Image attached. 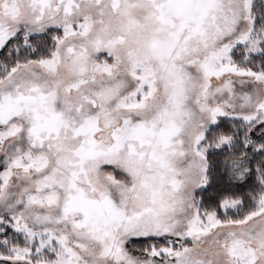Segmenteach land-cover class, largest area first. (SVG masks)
<instances>
[{
  "label": "snow or ice",
  "instance_id": "snow-or-ice-1",
  "mask_svg": "<svg viewBox=\"0 0 264 264\" xmlns=\"http://www.w3.org/2000/svg\"><path fill=\"white\" fill-rule=\"evenodd\" d=\"M0 264H264V0H0Z\"/></svg>",
  "mask_w": 264,
  "mask_h": 264
},
{
  "label": "trees",
  "instance_id": "trees-1",
  "mask_svg": "<svg viewBox=\"0 0 264 264\" xmlns=\"http://www.w3.org/2000/svg\"><path fill=\"white\" fill-rule=\"evenodd\" d=\"M245 190H246V188H245Z\"/></svg>",
  "mask_w": 264,
  "mask_h": 264
}]
</instances>
